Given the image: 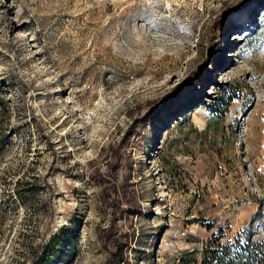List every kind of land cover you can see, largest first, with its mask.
<instances>
[{
	"label": "rangeland",
	"instance_id": "374dc122",
	"mask_svg": "<svg viewBox=\"0 0 264 264\" xmlns=\"http://www.w3.org/2000/svg\"><path fill=\"white\" fill-rule=\"evenodd\" d=\"M52 236L47 264L264 240V0H0V264Z\"/></svg>",
	"mask_w": 264,
	"mask_h": 264
},
{
	"label": "trees",
	"instance_id": "16d2710c",
	"mask_svg": "<svg viewBox=\"0 0 264 264\" xmlns=\"http://www.w3.org/2000/svg\"><path fill=\"white\" fill-rule=\"evenodd\" d=\"M192 78L193 75L183 85L179 86L176 94L183 91ZM171 100L169 99L161 106L169 104ZM161 106L154 109L152 113L157 114L162 108ZM59 242L60 240L56 236L50 237L46 243L41 245L39 253L32 264H47L56 247L59 246ZM208 253L210 254V261L204 260L203 264H210L213 260L216 264H264V240L261 242L246 241V243H240L236 240L225 245L217 244L214 248L208 249Z\"/></svg>",
	"mask_w": 264,
	"mask_h": 264
}]
</instances>
